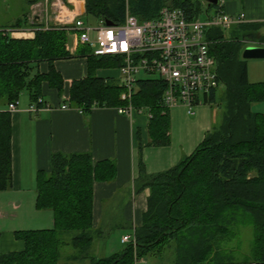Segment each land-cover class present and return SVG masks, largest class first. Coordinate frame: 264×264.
Wrapping results in <instances>:
<instances>
[{
    "label": "trees",
    "instance_id": "trees-1",
    "mask_svg": "<svg viewBox=\"0 0 264 264\" xmlns=\"http://www.w3.org/2000/svg\"><path fill=\"white\" fill-rule=\"evenodd\" d=\"M27 5L41 0H24ZM84 16L121 24L126 13L141 22L157 16L162 7L179 8L189 18L202 16L191 0H81ZM242 1V0H238ZM221 6L205 3L204 12ZM201 13V14H200ZM24 16L0 26V105L6 107L25 93L35 110L44 104L40 88L45 83L58 96L63 81L54 62L82 55L71 54L65 30L33 25L31 38H17ZM257 24L236 25L239 36L229 40L219 30L210 34V52L215 60L221 91L201 98L215 105L218 118L200 143L171 168L146 174L138 146L133 194L148 190L140 225L132 229L130 241L109 256L94 257L90 249L102 238L100 228L91 225L92 183L111 181L115 166L109 160L92 162L87 153L50 156L49 170L35 174L34 208L49 211L52 227L16 230L22 243L18 252L0 254V264H138L150 257L160 260L171 251V264H264V114L251 111L264 102V81L249 83L241 51L244 42L264 47V34ZM82 48V46H79ZM89 53V52H88ZM45 63V72L38 65ZM118 57H85V75L68 82L67 108L85 114L92 108H117L120 99L115 79L98 76V69L115 70ZM129 99L133 108H142L147 120L146 147L169 145L167 110L160 106L163 84L155 77L137 80ZM41 100V103L37 100ZM10 113L0 111V192L10 189ZM241 226H249V254L236 260L238 249L228 244ZM115 228V227H113ZM70 247L72 253L62 254Z\"/></svg>",
    "mask_w": 264,
    "mask_h": 264
},
{
    "label": "crops",
    "instance_id": "crops-1",
    "mask_svg": "<svg viewBox=\"0 0 264 264\" xmlns=\"http://www.w3.org/2000/svg\"><path fill=\"white\" fill-rule=\"evenodd\" d=\"M31 5L22 0L17 16L9 21H0V26L12 24L24 16V25L15 37L31 38L34 31L32 19H29ZM67 5L71 6L69 3ZM220 10L233 18L241 15L240 24H257L264 29V0H242L240 12H237L233 1H228ZM53 65L63 81L60 96L42 83L40 95L46 107L35 110L27 95L22 94L16 101L14 111L10 113L11 182L9 190L0 192V254L22 249V243L15 240L13 235L16 229L10 224L16 221V212L23 205L22 200L13 201L15 196L26 195L28 198L22 213L26 218L35 216L31 224L22 223L20 230L51 228L47 225L52 221L50 212L48 216H41L42 211L34 208V197L35 174L37 171L49 170L52 154L87 153L93 163L109 160L114 164L115 174L111 181L92 183L91 225L93 229L103 228L112 221L109 215L118 212L119 225L115 228L128 227L131 234L132 229L140 225L148 195L147 189L137 194L132 191L138 146L141 147L139 156L146 174L165 171L194 150L215 118L211 117L206 106H201L206 105L202 103L195 107L192 115H187L182 106L170 108L167 110L169 145L146 147L147 112H133L127 117L118 114L115 108H92L85 114L77 109L63 108L65 105L61 100L67 96L68 82L84 77L85 62L74 57L57 60ZM38 70L45 72V63H40ZM98 76L115 79L117 73L111 75L106 71ZM5 108L0 105V111ZM122 236L126 235H121L120 239ZM98 249L104 250V242L98 245ZM153 261L151 259L138 264H154Z\"/></svg>",
    "mask_w": 264,
    "mask_h": 264
},
{
    "label": "built area",
    "instance_id": "built-area-1",
    "mask_svg": "<svg viewBox=\"0 0 264 264\" xmlns=\"http://www.w3.org/2000/svg\"><path fill=\"white\" fill-rule=\"evenodd\" d=\"M84 12L81 0H41L29 7V19L34 24H42V30L53 26L70 32L74 47L86 48L91 56L120 58L115 82L122 91L120 99L127 104L115 109L127 117L144 111L133 108L129 99L136 90L137 80L145 77H155L163 84L161 108L182 106L187 115H192L193 107L201 103L202 97L221 88L210 52V34L242 22L241 15L233 18L220 8L192 19L179 8L162 7L149 20L139 22L126 13L121 24L107 26L100 19L90 26L80 19ZM90 33H93L92 40ZM68 51L73 54L75 48ZM139 74L143 77L139 78ZM15 106L16 102L10 103L6 110L12 113ZM130 239L122 236L120 242Z\"/></svg>",
    "mask_w": 264,
    "mask_h": 264
},
{
    "label": "rangeland",
    "instance_id": "rangeland-1",
    "mask_svg": "<svg viewBox=\"0 0 264 264\" xmlns=\"http://www.w3.org/2000/svg\"><path fill=\"white\" fill-rule=\"evenodd\" d=\"M192 2L195 1L197 2V4L199 5V8L201 10V13H204V8H205V2L204 0H191ZM228 1H233L236 4L237 7V12L241 11V7H242V1H238V0H219V3H221V6L228 2ZM22 7V0H0V21H9L12 20L15 16H17V14L19 13L20 8ZM208 13L212 12V10H208ZM236 12V14H237ZM200 13V14H201ZM80 19L84 22L87 23L90 26H94L96 25V19L92 18V17H86V16H81ZM219 32L221 33L222 36H224L225 38H227L228 40L231 37H237L239 36V32L236 31V25H231L229 26L227 29L225 30H219ZM264 34V29L260 28L257 31V35H261ZM91 40L93 39V33H90V37ZM66 40H67V48L68 50H74V54L76 52V49H82L83 53H81L82 55H76L75 58H80L83 59L85 62V57L87 56L88 50L84 47H79V46H75L74 43V38L73 35L70 32H66ZM246 69H247V80L249 83H256V82H262L264 81V60H246ZM108 72V74L111 75H115L116 72L113 69H98L95 73L97 75ZM104 75V74H103ZM139 78L143 77L142 74L138 75ZM222 88V87H221ZM221 88H219V91H221ZM22 94L25 93H21L18 97V99L20 98V96ZM201 104V103H200ZM196 106H200V105H196ZM193 107V112L195 111V107ZM201 106H206L207 110L210 112L211 117H215L214 121L217 120L218 118V110L215 107V105L212 106H207V105H201ZM251 111L253 112H257V113H263L264 114V102L261 103H255L251 106ZM25 197V198H24ZM26 195H19V196H15L13 198V201H19L22 200L23 205L20 208V210H18L16 212V214H18L16 221L14 222H10V224L12 223L14 227L13 229L16 230H20L22 228H20L22 223H28L31 224L32 219H35V216H29V218H26V216L22 213V209L24 207L25 204V200H26ZM32 204H33V200ZM42 214L41 216H48L49 212L46 210H42ZM107 215V214H105ZM110 219H112V221L105 227H100L101 233H102V238H99L97 240H95L92 244V247L90 249V253L92 255H94V257H104V256H109L112 253L118 252L120 251L123 247L124 244L123 243H119V239L120 236L125 234L126 236H130V229L127 228H113L117 225H119V217L120 214L118 212H115L113 214L109 215ZM4 222V221H3ZM50 227H52V221L49 222ZM122 230V231H121ZM104 242V250L99 251L100 249H98V245L100 243ZM250 244H251V230L249 226H241L238 229V233L235 236V238L233 240L230 241V243L228 244L231 247H235L238 249V252L235 253L233 255V258L236 260H241L244 259V254H249V249H250ZM171 249L168 250L165 254H163L162 259L158 260L155 257H150L147 260H154L152 263L154 264H170V260H171ZM72 253V249L70 247H65L63 250H61V256L62 254H70ZM58 264H64L61 260H59ZM67 264V263H66Z\"/></svg>",
    "mask_w": 264,
    "mask_h": 264
},
{
    "label": "water",
    "instance_id": "water-1",
    "mask_svg": "<svg viewBox=\"0 0 264 264\" xmlns=\"http://www.w3.org/2000/svg\"><path fill=\"white\" fill-rule=\"evenodd\" d=\"M207 5L217 6L219 5V0H204ZM105 25H111L109 22L104 21ZM246 45L241 51L240 58L243 61L246 60H264V47L257 46L253 42H244Z\"/></svg>",
    "mask_w": 264,
    "mask_h": 264
}]
</instances>
